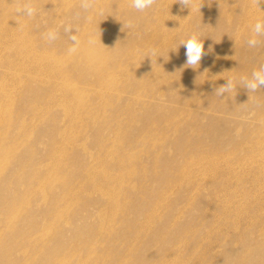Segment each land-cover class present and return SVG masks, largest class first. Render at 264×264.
<instances>
[{"label": "rangeland", "instance_id": "obj_1", "mask_svg": "<svg viewBox=\"0 0 264 264\" xmlns=\"http://www.w3.org/2000/svg\"><path fill=\"white\" fill-rule=\"evenodd\" d=\"M92 4L0 0V264H264V2Z\"/></svg>", "mask_w": 264, "mask_h": 264}, {"label": "clouds", "instance_id": "obj_2", "mask_svg": "<svg viewBox=\"0 0 264 264\" xmlns=\"http://www.w3.org/2000/svg\"><path fill=\"white\" fill-rule=\"evenodd\" d=\"M180 2L188 7L193 3V0H180ZM254 2L259 5L264 2V0H254ZM156 3V0H131V6L136 9L139 12H143L146 9H149L152 7V5ZM92 0H81V7L87 11L88 9L92 8ZM36 9L31 5V3H26L22 8H17L16 12L19 15L26 16L28 18H33L36 15ZM104 10L98 9L96 10V15H103ZM128 27H132L133 25L131 22L128 23ZM253 36L247 40V44L250 48H254L258 45L259 41L256 37L260 35H264V22L257 20L255 23L253 29ZM65 34H67L68 39L72 42V46L69 47L68 53L73 54L77 52L80 41L77 35L72 34V28L71 26H66L64 28ZM44 38L49 41L53 42L56 39H58V32L55 30H49L46 33L43 34ZM89 43H93V41L90 39ZM181 44L185 47V56H186V64L191 67H195L199 64V62L202 59V56L204 55L203 52V42L197 38L196 35H190L187 39L182 40ZM148 57L158 56V52L156 49H150L147 53ZM242 82L244 86L249 90L250 93H255L259 88L264 86V65L260 66V70H253L251 73V78H248L247 76H241V77H230L227 80V84L224 86H221L216 90V95H220L224 92L232 93L235 90V86L237 83Z\"/></svg>", "mask_w": 264, "mask_h": 264}]
</instances>
